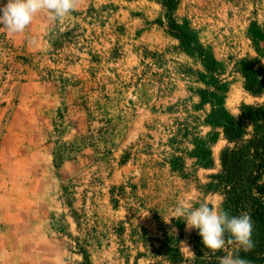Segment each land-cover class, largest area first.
Masks as SVG:
<instances>
[{
  "label": "rangeland",
  "instance_id": "rangeland-1",
  "mask_svg": "<svg viewBox=\"0 0 264 264\" xmlns=\"http://www.w3.org/2000/svg\"><path fill=\"white\" fill-rule=\"evenodd\" d=\"M263 101L264 0H80L63 32L0 30V264L191 256L172 210H221L225 129Z\"/></svg>",
  "mask_w": 264,
  "mask_h": 264
},
{
  "label": "trees",
  "instance_id": "trees-1",
  "mask_svg": "<svg viewBox=\"0 0 264 264\" xmlns=\"http://www.w3.org/2000/svg\"><path fill=\"white\" fill-rule=\"evenodd\" d=\"M165 6L172 9L170 2ZM169 28L173 29L172 24ZM262 93L261 87L250 90L255 98H261ZM225 142L218 173L211 177L214 189L221 198L222 211L230 216L248 213L253 221L255 247L247 253L239 251V255L250 263L264 262V101L240 110L225 129ZM190 246L191 256L176 251L152 264H218V257L238 252L236 245H226L214 253L203 246L198 234Z\"/></svg>",
  "mask_w": 264,
  "mask_h": 264
},
{
  "label": "clouds",
  "instance_id": "clouds-1",
  "mask_svg": "<svg viewBox=\"0 0 264 264\" xmlns=\"http://www.w3.org/2000/svg\"><path fill=\"white\" fill-rule=\"evenodd\" d=\"M79 3L80 0H6L0 4V30H6L9 36L24 33L39 13L46 12L47 18L63 32ZM171 215L177 220L184 219L186 231L198 230L203 246L214 253L225 249L226 245H236L238 252L218 257V264H250L239 255V251L247 253L255 247L253 221L248 213L230 216L206 202L193 207L190 202L182 201Z\"/></svg>",
  "mask_w": 264,
  "mask_h": 264
}]
</instances>
